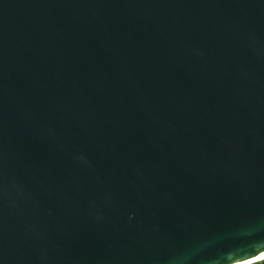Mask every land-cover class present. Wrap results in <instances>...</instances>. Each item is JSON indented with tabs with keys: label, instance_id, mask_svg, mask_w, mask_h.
Listing matches in <instances>:
<instances>
[{
	"label": "water",
	"instance_id": "water-1",
	"mask_svg": "<svg viewBox=\"0 0 264 264\" xmlns=\"http://www.w3.org/2000/svg\"><path fill=\"white\" fill-rule=\"evenodd\" d=\"M264 257V0H0V264Z\"/></svg>",
	"mask_w": 264,
	"mask_h": 264
},
{
	"label": "trees",
	"instance_id": "trees-1",
	"mask_svg": "<svg viewBox=\"0 0 264 264\" xmlns=\"http://www.w3.org/2000/svg\"><path fill=\"white\" fill-rule=\"evenodd\" d=\"M254 264H264V261L263 262L254 263Z\"/></svg>",
	"mask_w": 264,
	"mask_h": 264
},
{
	"label": "bare ground",
	"instance_id": "bare-ground-1",
	"mask_svg": "<svg viewBox=\"0 0 264 264\" xmlns=\"http://www.w3.org/2000/svg\"><path fill=\"white\" fill-rule=\"evenodd\" d=\"M259 261H264V257L260 258Z\"/></svg>",
	"mask_w": 264,
	"mask_h": 264
}]
</instances>
